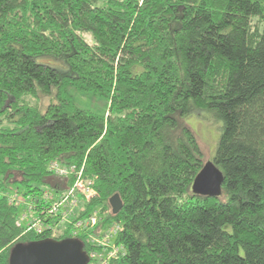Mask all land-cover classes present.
<instances>
[{
	"label": "trees",
	"instance_id": "obj_1",
	"mask_svg": "<svg viewBox=\"0 0 264 264\" xmlns=\"http://www.w3.org/2000/svg\"><path fill=\"white\" fill-rule=\"evenodd\" d=\"M196 111L222 122L217 195L192 188ZM55 160L83 165L97 191L78 217L122 223L126 252L109 264H264V0H0V264L49 238L26 231L11 196L73 185Z\"/></svg>",
	"mask_w": 264,
	"mask_h": 264
},
{
	"label": "built area",
	"instance_id": "obj_2",
	"mask_svg": "<svg viewBox=\"0 0 264 264\" xmlns=\"http://www.w3.org/2000/svg\"><path fill=\"white\" fill-rule=\"evenodd\" d=\"M49 170L61 179L73 175L75 177L73 185L59 193L46 190L40 199L29 196L24 200L17 194L12 195L11 201L24 205L19 216V223L26 226V231H35L40 234L47 232L48 237L53 239H59L65 234H67L66 238L78 239L80 235L85 234L86 237L82 240L91 246L87 252L88 264H109L112 259L124 256L126 252L124 245L116 243L119 232L123 230L121 222L114 221L104 227L100 226L99 223L104 220V217L98 210L82 218L78 217L84 204L97 195L93 182L84 177V166L78 168L75 164L64 165L55 160L49 164ZM43 200L50 202L48 208L42 204ZM39 207H41L40 214L46 212L43 217L39 216ZM49 214L59 217L54 225L47 221ZM55 229L62 230L63 233L58 235Z\"/></svg>",
	"mask_w": 264,
	"mask_h": 264
},
{
	"label": "water",
	"instance_id": "obj_3",
	"mask_svg": "<svg viewBox=\"0 0 264 264\" xmlns=\"http://www.w3.org/2000/svg\"><path fill=\"white\" fill-rule=\"evenodd\" d=\"M223 176L212 162L206 163L193 182V191L199 195H217ZM114 214L120 212L123 202L119 194L111 197ZM89 257L83 242L76 238H46L13 247L10 264H88Z\"/></svg>",
	"mask_w": 264,
	"mask_h": 264
},
{
	"label": "rangeland",
	"instance_id": "obj_4",
	"mask_svg": "<svg viewBox=\"0 0 264 264\" xmlns=\"http://www.w3.org/2000/svg\"><path fill=\"white\" fill-rule=\"evenodd\" d=\"M85 37L90 41V35H85ZM76 104L85 109H91L98 113L106 112V103L100 98L93 95H86L77 92L75 89H70ZM30 99V98H29ZM32 102H36L34 99H30ZM43 109L50 103L48 97H42L40 100ZM186 124L191 128V130L196 134L197 139L200 143L201 150L203 152V162L204 164L211 162L214 158L216 152V146L218 139L220 137L222 125L221 121H213L209 118L206 112L196 111L192 115L186 117ZM56 234L63 233L62 230L55 229Z\"/></svg>",
	"mask_w": 264,
	"mask_h": 264
}]
</instances>
